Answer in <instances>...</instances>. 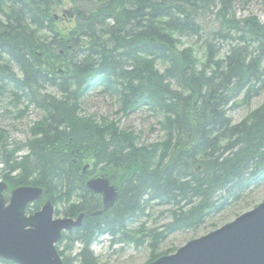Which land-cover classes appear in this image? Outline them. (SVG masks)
<instances>
[{
  "label": "trees",
  "instance_id": "1",
  "mask_svg": "<svg viewBox=\"0 0 264 264\" xmlns=\"http://www.w3.org/2000/svg\"><path fill=\"white\" fill-rule=\"evenodd\" d=\"M52 1L0 0V55L10 63L0 79L45 114L31 139L2 146L0 180L7 200L16 187H42L28 214L45 199L63 203L64 217L86 213L56 245L63 264H99L93 244L102 237L148 249L154 261L174 251L158 252L170 235L202 228L264 185V102L239 123L228 116L264 88V24L256 17L236 18L234 0H222L211 24L202 16L216 0H71L79 13L62 29ZM183 36L206 37L204 64L193 47L182 48ZM224 42L230 52L215 61ZM96 86L119 94L127 115L160 113L163 138L140 145L134 130L83 116L80 98ZM51 87L62 96L42 92ZM85 159L117 168L104 174L119 189L107 210L86 188ZM156 207H167L168 222L149 223Z\"/></svg>",
  "mask_w": 264,
  "mask_h": 264
},
{
  "label": "rangeland",
  "instance_id": "2",
  "mask_svg": "<svg viewBox=\"0 0 264 264\" xmlns=\"http://www.w3.org/2000/svg\"><path fill=\"white\" fill-rule=\"evenodd\" d=\"M53 0V14L57 16V24L59 28H70L74 24V17L66 15L65 11H71L74 9L75 3L71 0H63L64 5L59 7L55 5ZM222 0H216V4L212 10L202 16L203 22L211 24L215 20L214 15L220 8ZM232 12L235 17L239 19L248 18L249 16L256 17L262 24H264V0H234L232 4ZM204 38L183 36L180 39L181 46L193 47L198 57L202 59L201 63L205 62V46ZM225 43V42H224ZM219 45V44H218ZM231 43L227 42L218 51V55L215 61L223 60L230 52ZM252 50V49H251ZM253 52V50L251 51ZM252 57L250 55L248 58ZM263 66H264V57ZM10 63L2 55H0V66H8ZM204 64V63H203ZM15 73H19L16 67H12ZM42 92L49 93L60 98L62 94L55 88H45ZM80 113L83 116H90L98 121L104 119L105 121H113L118 124L119 129L131 131L134 130L138 134V143L152 144L163 138V131L160 129V122L163 116L160 113L149 112L141 109L138 112H130L128 115L121 110L120 95L111 92L102 87H94L85 91L80 98ZM264 102V88L258 96H255L251 101L241 106H235L230 108L228 116L232 118L234 123H239L241 120L252 112V110L259 108ZM37 103V102H36ZM43 109L35 101L29 103L26 95L21 92L16 93L12 83L1 81L0 79V150L2 146L9 145V149L13 147L15 143L26 142L32 138V127L41 121L44 116ZM27 154L25 148L21 149L15 156L20 157L21 155ZM89 164V171L87 180L94 175L99 173L107 174L110 176L112 171H116L117 168L112 167L111 170H102L101 167H94L92 160L85 159L81 168ZM84 169V168H83ZM119 173V174H118ZM116 176L121 175L120 171L116 173ZM114 176V175H113ZM115 178V176L113 177ZM112 183L116 184V179H111ZM11 195V194H10ZM45 199L42 204H45ZM51 201V199H49ZM77 199H72L70 202H74ZM264 202V185L248 193L244 201L234 204L228 209L224 210L223 213L217 215L214 219L208 222L202 228L184 231L180 233H174L169 236L165 243L161 246L158 252H175L180 246L188 243L191 239L201 237L202 235L213 231L216 228L223 226L226 223L232 222L237 216L245 213L246 211L256 208L260 203ZM52 203V201H51ZM55 218L64 217L63 203L54 205ZM156 212L150 218V224L160 225L168 222L166 211L167 207H156ZM57 211V214L55 213ZM93 250L96 256L99 258V264H141L150 261V252L145 248H134L133 246L126 245L122 247L119 244L110 243L108 237H102L93 244ZM65 247H61L64 250ZM79 246H76L71 255L73 256L78 252ZM164 254V255H170Z\"/></svg>",
  "mask_w": 264,
  "mask_h": 264
},
{
  "label": "water",
  "instance_id": "3",
  "mask_svg": "<svg viewBox=\"0 0 264 264\" xmlns=\"http://www.w3.org/2000/svg\"><path fill=\"white\" fill-rule=\"evenodd\" d=\"M64 13L74 17L79 11L74 8ZM88 167H83V173ZM86 187L101 195L105 209L113 205L119 193L102 173L89 178ZM7 188V183L0 180V258L17 264H63L56 245L63 232L80 225L83 214L77 220L55 218L49 199L41 209L28 214L27 207L45 195L42 187H16L9 200L4 194ZM141 264H264V202L232 222L191 239L170 255Z\"/></svg>",
  "mask_w": 264,
  "mask_h": 264
},
{
  "label": "bare ground",
  "instance_id": "4",
  "mask_svg": "<svg viewBox=\"0 0 264 264\" xmlns=\"http://www.w3.org/2000/svg\"><path fill=\"white\" fill-rule=\"evenodd\" d=\"M67 15V14H66ZM114 176H115V173L113 174ZM73 199V198H72ZM75 200V199H74ZM108 209V208H107ZM107 209H105V208H103V209H101V210H107ZM101 210H99V211H97L95 214H100L99 212H101ZM81 214H83V216H82V218H81V221H80V225H81V222H82V220H83V218L85 217V212H80V214L79 215H81ZM79 215L78 216H76V217H73V218H75V220H77L78 219V217H79ZM80 225L78 226V227H80ZM63 237V236H62ZM62 239V238H61ZM60 242V241H59ZM58 242V243H59Z\"/></svg>",
  "mask_w": 264,
  "mask_h": 264
}]
</instances>
